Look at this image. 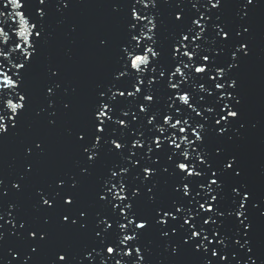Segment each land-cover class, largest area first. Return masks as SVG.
<instances>
[{
	"label": "snow or ice",
	"instance_id": "obj_1",
	"mask_svg": "<svg viewBox=\"0 0 264 264\" xmlns=\"http://www.w3.org/2000/svg\"><path fill=\"white\" fill-rule=\"evenodd\" d=\"M188 2L191 8L185 0H113V12H124L119 41L100 33L94 44L105 53L115 48V61L92 90L83 122L65 129L73 168L30 184L51 151L49 139L36 136L10 187L0 177V202L30 186L39 213L22 215L18 200L7 209L0 203V251L10 237L21 242L7 249L6 264H150L146 238L153 233L170 264H264L254 219L264 217V198L244 179L241 153L229 147L247 127L235 72L252 54L260 0H237L231 22L225 0ZM49 3L38 0L33 11L29 0H0V141L19 135L29 112L55 129L73 110L61 99L70 94L61 66H46L38 108L28 80L52 38ZM72 6L58 0L57 11ZM55 233L83 246L50 247Z\"/></svg>",
	"mask_w": 264,
	"mask_h": 264
},
{
	"label": "water",
	"instance_id": "obj_2",
	"mask_svg": "<svg viewBox=\"0 0 264 264\" xmlns=\"http://www.w3.org/2000/svg\"><path fill=\"white\" fill-rule=\"evenodd\" d=\"M236 2L237 0H225V4L228 5L223 9L225 20L231 22L238 19L235 16ZM29 3L34 5V11L38 0H29ZM57 3L58 0H50L47 9V23L52 38L42 45L41 55L28 80L34 96V106L38 108L43 101L46 66L49 63L61 66L64 70V86L70 93L61 99L71 100L73 110L55 129H50L43 118L34 119V114L29 112L24 116L19 135L9 136L0 141V177L5 178L9 187L24 165L25 146L36 136L47 137L51 151L47 160L39 165V173L33 177L30 184L50 182L58 171L73 168L76 154L73 145L66 139L65 129L77 127L83 122L92 90L96 83L108 77L115 61V48L111 53H105L97 50L94 44L95 36L100 33L111 34L117 43L119 41L124 12H113L111 7L113 0H72L73 6L62 13L57 11ZM185 3L191 8L188 0H185ZM161 11L167 16L170 9L162 4ZM252 22L250 45L252 54L244 58L241 67L235 72L240 81V94L244 98L243 118L247 127L242 130L243 140L229 147L241 153L245 165L244 179L253 186L258 197L264 198V0H260ZM74 25L77 29L75 32L72 31ZM228 55L230 57V53ZM73 87L78 89L75 95L71 94ZM214 144V138L210 137V149ZM91 191L92 186L89 184L84 190L86 199H90ZM32 195L30 186L22 194H16L13 189L0 203L7 209L9 203L18 200L22 209L21 214L35 217L39 213L33 207ZM5 219L10 217L6 216ZM254 219L257 239L264 241V217L254 213ZM5 227L7 229L10 226ZM146 239L152 241L151 255L148 257L150 264H170L169 254L164 248L165 242L158 234L153 233ZM20 243L11 237L4 242L3 251H0V257H3L0 259V264H6L7 259L11 258L7 255V249L18 247ZM65 243H70L76 251H79L84 241L76 236L68 237L62 233H55L50 247ZM46 256L47 252L42 253L41 261L45 260ZM178 264H193V262L184 259Z\"/></svg>",
	"mask_w": 264,
	"mask_h": 264
}]
</instances>
